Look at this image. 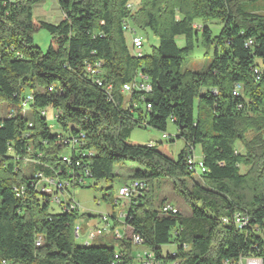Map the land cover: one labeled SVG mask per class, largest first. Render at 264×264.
Returning <instances> with one entry per match:
<instances>
[{"label":"trees","instance_id":"trees-1","mask_svg":"<svg viewBox=\"0 0 264 264\" xmlns=\"http://www.w3.org/2000/svg\"><path fill=\"white\" fill-rule=\"evenodd\" d=\"M46 1L51 0H0V104L17 109L10 118L0 115V264H136L128 239L109 246L78 244L80 214L51 212L36 187L38 173L64 179L86 170L91 177L82 189L92 188L91 180L114 183L115 168L127 163L143 169L124 184L140 180L149 191L133 200L126 223L156 262L224 264L253 257L264 264V71L256 64L264 63V9L245 8L261 0H141L135 11L128 7L131 0H52L63 15L56 24L34 14ZM213 21L222 25L218 36L206 26ZM126 22L149 29L158 47L135 56ZM41 30L51 37L46 51L34 40ZM196 44L213 60L205 71L183 70ZM86 62L102 63L96 79L86 72ZM138 73L152 91L129 97L123 86ZM196 102L207 108L209 121L202 111L195 116ZM44 110L57 112L53 123L42 116ZM169 122L186 143L178 156L162 143L130 140L136 128L166 133ZM69 137L80 140L75 150L59 143ZM197 146L204 166L198 172L188 163ZM64 155L72 156L71 165ZM26 160H32L30 170ZM164 180L190 207V216L179 209L163 215L165 203L155 207L154 193ZM23 186L26 192L18 196ZM112 191L107 188L104 200L115 208ZM46 193H54V186H46ZM237 212L250 216L242 231L223 223ZM38 237L42 246L36 245ZM166 246L175 250L165 252Z\"/></svg>","mask_w":264,"mask_h":264},{"label":"rangeland","instance_id":"rangeland-1","mask_svg":"<svg viewBox=\"0 0 264 264\" xmlns=\"http://www.w3.org/2000/svg\"><path fill=\"white\" fill-rule=\"evenodd\" d=\"M141 0H131V5L133 7V11H135L140 4ZM263 6V8H262ZM247 11H255L258 8L264 9V0L259 1L256 4H247L246 5ZM35 16L45 22H49L51 24L59 23L63 19V15L59 9V6L57 2L55 1H46L42 4H39L35 7L34 10ZM204 26L203 24H201ZM130 28L133 29L134 32H136V36L143 38L144 40V54H151L153 48L158 47L159 41L157 37L149 30H142L137 27H135L132 23L129 24ZM206 26H208L212 31L214 36H218L221 32L222 25L217 22H209L206 23ZM201 32V31H200ZM126 39L128 44L130 45L132 42V35L130 32L126 33ZM35 44L40 47L43 51H46L48 49L51 37L50 34L45 31L41 30L38 33L34 35ZM177 44L180 48L185 47V39L183 37L177 38ZM213 60V54L207 56L205 49L200 45L196 44L195 50L192 56L188 57L183 64V70H192V71H205L209 65L211 64ZM256 64L264 71V63L262 60L257 59ZM0 109L5 111L6 107L4 104H0ZM202 111V118L204 121H209V117L207 114V108L202 106L201 109L198 108V103L195 104V116L199 115V112ZM52 115V111H48V116L50 117ZM54 133H59L57 130L54 131ZM164 134L168 135V139H164ZM179 131L175 124L172 122L168 123V129L166 133L159 132L152 128H136L131 133L130 140L135 143L145 144V145H152V144H160L162 143L167 151L171 152L175 156H178L181 151L184 149L186 143L178 139ZM253 137L252 133H248L247 140H251ZM170 139L172 142H170ZM238 152L243 153L244 152V145L238 144L237 145ZM67 153V152H66ZM195 156L199 160L201 159V148L199 146L196 147L195 150ZM28 168L30 170L31 163L27 162ZM135 169H143L141 166L134 164V163H127L124 166H119L115 168V173L118 174V178L114 183L108 182V181H95L91 180V183L93 185L92 188H78L73 189L72 194L74 195V198L76 202H78L81 206V210L79 212L81 218L79 219V223L82 228V239L77 241L78 244H82V241L85 240V237L88 236L90 228V221L92 219H87L86 216H92L94 222H96L98 228H106V224L101 221L102 216H108L109 223L112 226V228H116V230L122 232L121 228V220L118 222L116 219H114L112 216V213H115L116 216L118 215V211L115 210L116 208H113L112 205L104 200V196L106 194L107 188L112 187L113 193H114V201L116 203V197L118 193V189L120 186H122L126 180H128V177L130 174H132ZM245 168H242V172H245ZM154 199H155V207L158 209L162 203L169 204L172 207H175L179 209L182 216H190L191 215V209L190 207L184 202V200L179 197L175 191L172 183L168 180H164L162 182L161 189H156L154 193ZM128 205H124V209L127 208ZM51 212H59V208L56 207L55 204H52ZM112 235V237H111ZM129 238V234H127L126 239ZM116 241H120L116 239V236L114 234V230L106 231L102 236H99L96 240H94L93 245L94 246H109L113 245ZM133 245V244H132ZM141 247H135L133 245L134 251L139 249ZM175 248L172 246H166L164 247L165 252L174 251ZM133 251V252H134Z\"/></svg>","mask_w":264,"mask_h":264},{"label":"built area","instance_id":"built-area-1","mask_svg":"<svg viewBox=\"0 0 264 264\" xmlns=\"http://www.w3.org/2000/svg\"><path fill=\"white\" fill-rule=\"evenodd\" d=\"M130 10H133V7L130 3L128 6ZM129 22H126L124 25L125 32H130L132 35V42L131 47L133 54L137 57H141L144 54V40L141 37L136 36V32L130 28ZM101 66L102 63L98 62L96 64H90L88 62L85 63L86 72L91 78H97L101 73ZM99 86H102V82L99 80L96 81ZM108 90H112V87L109 86ZM49 91H53V88H50ZM146 92L147 94L152 91L151 86L148 83V78H146L143 74L138 73L136 78L133 82L124 85V92L125 95L131 96L134 92ZM32 100L29 96L27 100L23 103L22 115H25L28 111V103ZM6 107V110L3 111L0 109V115L5 114L7 117H12L16 115L17 109L14 107ZM131 107V105L129 106ZM137 107V102L133 104L131 108ZM151 110V106H147V111ZM49 110L42 111V116H44L50 123H53L57 118V112L52 111V115L48 116ZM141 126H145L146 122L141 121ZM32 127V124H29ZM82 139L85 138V135L81 134L80 136ZM80 138V139H81ZM164 139H168L167 135H164ZM80 140L79 138H63L59 140V143L63 145H68L75 150L78 148ZM63 162L71 165L73 163V159L71 155H64L62 158ZM32 164V160H26L25 164L28 163ZM75 166L77 168L81 167V162L76 161ZM188 163L191 168H193L196 172L204 171V166L201 162V159H197L195 154L188 159ZM91 174L89 170L85 171V174L80 176L75 171L71 172L68 178H60L58 174L53 177L46 178L42 173H38L36 178V187L40 194V198L43 199V202H48L52 205L55 204L56 207L59 208L60 212H80L81 206L78 202H76L74 195L72 194L73 189L81 188L82 186L88 185L90 181ZM46 186H54V193H46ZM149 191L148 185L140 180H132L126 184H123L119 187L117 197H116V205L124 207V205H128L127 208L130 210L132 204H137L136 202L133 203V200H136L141 195L146 194ZM26 192V188L23 186L20 188V192H18V196L24 195ZM41 199V200H42ZM126 211H121L118 213L119 216L115 214L112 216L118 222L121 220V228L122 232L116 230V228H112L109 223L108 216H102L101 221L106 224V228H98L97 225L91 227L88 236L85 237V240L82 241L83 245H90L96 240L99 236H102L104 232L114 230V234L117 240H124L129 234L128 240L132 242L135 247H141L133 252V259L136 264H160L156 262L155 256L152 250H150L146 245L144 239L135 233L133 227L129 226L126 223L128 214ZM161 212L163 215H171L177 214L178 210L175 207H172L169 204H165ZM223 223L230 225L233 224L238 230L242 231L246 226L250 223V216L245 212H237L232 217H226L223 219ZM82 228L79 223V220L75 223V230H74V237L75 241H79L82 239ZM44 243V239L42 237H38L36 240L37 246H42ZM264 252V248H263ZM120 253L117 254L116 259H118ZM2 264H8L6 261H3ZM177 264V263H176ZM224 264H263V260L261 258H253V257H240L237 261H226Z\"/></svg>","mask_w":264,"mask_h":264},{"label":"crops","instance_id":"crops-1","mask_svg":"<svg viewBox=\"0 0 264 264\" xmlns=\"http://www.w3.org/2000/svg\"><path fill=\"white\" fill-rule=\"evenodd\" d=\"M130 175H131V174H130ZM130 175H129V176H130ZM115 206H116V207H115V208H116L115 210H117L119 213H120L121 211H126V212L128 213V210H129L128 208L124 209V207L117 206L116 203H115ZM112 214L114 215L115 213H112ZM89 224H90V228L93 227V226H96V225H97L96 222H94L93 219L90 221ZM111 237H112V235H111Z\"/></svg>","mask_w":264,"mask_h":264},{"label":"bare ground","instance_id":"bare-ground-1","mask_svg":"<svg viewBox=\"0 0 264 264\" xmlns=\"http://www.w3.org/2000/svg\"><path fill=\"white\" fill-rule=\"evenodd\" d=\"M122 92L125 94V92H124V86H123ZM263 230H264V229H263Z\"/></svg>","mask_w":264,"mask_h":264}]
</instances>
